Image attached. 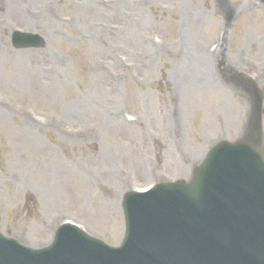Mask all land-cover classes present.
I'll list each match as a JSON object with an SVG mask.
<instances>
[{"label":"rangeland","instance_id":"1","mask_svg":"<svg viewBox=\"0 0 264 264\" xmlns=\"http://www.w3.org/2000/svg\"><path fill=\"white\" fill-rule=\"evenodd\" d=\"M248 1L238 18L235 17L236 27L230 34L228 54L235 64L237 53L245 51L248 57L238 71L255 76L254 68L260 67L264 60V20L260 17V26H254L253 17L244 25ZM27 3L35 4L30 13L38 25L47 27L49 15L61 14L73 15L76 24L74 29L50 24V50H54V55L47 57L43 50L34 53L41 60H36L31 67H19L18 78L16 71L7 72L9 67H15L18 56L11 51L9 31H0L11 49V57L0 62V89L25 105L13 119L0 113V230L14 237L33 236L47 242L54 230L49 227L51 220L59 213L56 208L64 207L65 218L87 226L92 235L117 246L122 236L116 207L117 188L112 182L95 184L92 180L101 181L117 168L139 173L138 166L155 161L157 157L152 155L156 153L161 161L165 160L163 164L158 162L159 168L168 169L190 150L204 149L205 135L212 137L222 131L233 135L227 137L232 141L241 138L250 120L252 99L245 93L234 92L225 83L230 88L228 91L227 87L223 90L197 78L187 94H181L183 77L175 65L180 49L183 50L181 0H112L105 11L91 8L87 0H26L25 3L21 0L18 12L21 18L25 17ZM4 6L0 7V17L18 21ZM210 7L211 3L205 1L204 16V9ZM215 7L216 12H209L205 36L199 37L205 40L203 45L215 44L222 29L220 25L225 23L219 8ZM260 12L264 14V8ZM144 16L148 22L140 26ZM99 23H106L109 31H102ZM153 29L172 47L169 55L172 63L165 57L157 64L155 59L149 62L153 52L151 56L141 55L148 49ZM37 31L47 39L42 29ZM137 32L143 34L141 39L137 38ZM247 39H256L257 44ZM101 41L106 45L101 46ZM119 54L132 58L133 64L118 66ZM102 61L109 65L107 73L98 72ZM40 66H43V80L38 71ZM46 68L49 76L44 73ZM163 71H166L165 78L161 76ZM114 74L125 75L110 93ZM158 82L162 93L157 90ZM260 87L264 91L262 84ZM93 93L98 94L96 102L100 107L94 106ZM101 95L106 97L104 103L99 100ZM120 99L126 108L123 105L120 108ZM153 100H156L155 111L150 106ZM71 111L82 115H72ZM122 111L139 121L142 119L141 126L127 124L122 119ZM34 116L51 118L42 126L44 130L59 127L56 122L66 121V116L69 123L65 127H87L92 131L89 137H83L84 141L66 140L55 130L29 129L22 122L26 117L35 122ZM50 121L52 125L48 126ZM106 136L113 143L115 139L120 151L117 158L102 157L107 154L102 142ZM110 152L114 154L112 147ZM138 179L146 181L150 175L143 171ZM27 181L37 187L32 191L34 198L25 196L30 192L24 190ZM47 189L52 191V196ZM59 196L63 205L59 201L54 203Z\"/></svg>","mask_w":264,"mask_h":264},{"label":"water","instance_id":"2","mask_svg":"<svg viewBox=\"0 0 264 264\" xmlns=\"http://www.w3.org/2000/svg\"><path fill=\"white\" fill-rule=\"evenodd\" d=\"M250 153L252 151L250 149H247ZM223 151V150H222ZM230 156L233 158L235 155V152L231 150H227ZM218 153L215 154L217 156ZM214 160L212 159L210 163H213ZM213 169H205L202 172V178L204 184L209 183L213 178ZM200 191L191 190V189H183L181 188V194L192 204L191 208H187L180 216L177 218V222L175 225L171 224V220H163L162 218L154 219L153 224L150 228L152 235L151 237L153 239H156L157 237L163 235L164 233L169 234L171 237H174L181 231V222L185 217H188L192 212H194L198 208V195ZM169 222V223H168ZM262 233H264V229H262ZM264 238V236H261ZM130 243V242H129ZM212 244H215V242L209 241L207 239H203L199 243H194L192 245L193 252L200 258V254L206 247L211 246ZM228 249L233 250L234 252H231L229 250H226L225 256L217 263L215 264H227L226 258H231L236 263H245V264H253V260L248 257L245 254L240 253L241 248L238 247H228ZM72 250V249H71ZM72 252V251H71ZM68 256L59 257L54 264H76L78 262L75 258L76 255H69ZM96 256H99V258L104 262V264H163L162 261L158 260L156 262H152L149 256L145 252H141L139 255L133 252L126 251V248L122 251L116 252V251H110L107 252L104 249L98 248V252H96ZM204 264H213L209 262L206 259H200ZM75 262V263H74Z\"/></svg>","mask_w":264,"mask_h":264},{"label":"bare ground","instance_id":"3","mask_svg":"<svg viewBox=\"0 0 264 264\" xmlns=\"http://www.w3.org/2000/svg\"><path fill=\"white\" fill-rule=\"evenodd\" d=\"M207 69H209V67H210V63L209 62H207L206 60H203V63H202ZM42 98V97H41ZM68 111L70 110V109H67ZM70 113H73V114H76L75 112H70ZM30 140L31 141H35L33 138H31L30 137ZM109 157V155L108 154H106V155H104V158H108Z\"/></svg>","mask_w":264,"mask_h":264}]
</instances>
